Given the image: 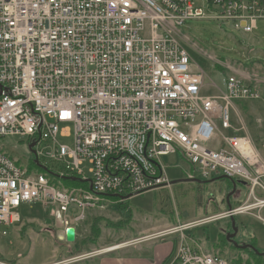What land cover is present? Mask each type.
<instances>
[{
	"label": "built area",
	"instance_id": "1",
	"mask_svg": "<svg viewBox=\"0 0 264 264\" xmlns=\"http://www.w3.org/2000/svg\"><path fill=\"white\" fill-rule=\"evenodd\" d=\"M208 12L252 33L264 0H0V140L27 139L35 165L80 184L53 185L0 151V240L22 221L20 208L35 205L76 239L91 213L169 187L162 158L180 155L188 178L224 176L248 187L245 199L130 243L170 238L165 264H231L190 233L237 217L264 224V157L235 105L260 96L235 71L223 90L204 93L205 74L193 66L181 28ZM68 124L72 147L56 140L69 137ZM105 250L75 259L116 251ZM0 264L18 263L0 253Z\"/></svg>",
	"mask_w": 264,
	"mask_h": 264
},
{
	"label": "rangeland",
	"instance_id": "2",
	"mask_svg": "<svg viewBox=\"0 0 264 264\" xmlns=\"http://www.w3.org/2000/svg\"><path fill=\"white\" fill-rule=\"evenodd\" d=\"M208 15L203 20L185 21L181 28L182 34L186 36L182 40L183 46L193 66L205 74V94L217 92L211 85L223 90L225 76L233 71L259 90V100L236 102L235 105L248 136L264 157V20L256 22V29L252 33H244L234 30L231 23L215 20L212 13L208 12ZM63 127L59 126V133ZM66 127L69 137L61 138L58 135L56 140L61 145L72 147L73 127L70 124ZM28 145L25 138L5 137L0 140V151L25 169L35 158ZM162 162L171 184L169 187L148 191L127 199L123 204L108 205L104 211L91 213L80 228H75L77 237L72 244L65 242L62 228L50 211L40 205L22 206L19 211L22 221L9 228L8 235L0 240L1 255L6 261L18 264L80 263L87 259L75 258L89 254L91 250L92 253L104 250L148 233L200 220L228 209L224 198L232 192V180L220 177L199 179L198 176L190 179V166L180 155L164 157ZM44 164L51 172L61 170L53 163ZM84 168L87 170V165ZM32 171L42 173L60 187L70 188L68 183L48 175L37 165ZM247 192L246 185L236 183L229 204L234 206L242 202ZM261 216L264 218V211ZM96 218H100L99 238L94 244L89 240L80 243L79 237H90V226ZM235 226L237 235L234 242L239 246L253 244L252 247L258 253L264 254V224L250 217H237ZM231 233L230 220L210 223L192 231L193 237L208 252L223 256L231 264H244L245 260L248 264H256L248 260L250 257L246 253L234 250L231 243L226 241L227 234ZM125 244L132 247L130 242ZM143 246L148 247L150 243Z\"/></svg>",
	"mask_w": 264,
	"mask_h": 264
},
{
	"label": "crops",
	"instance_id": "3",
	"mask_svg": "<svg viewBox=\"0 0 264 264\" xmlns=\"http://www.w3.org/2000/svg\"><path fill=\"white\" fill-rule=\"evenodd\" d=\"M153 233H148L140 237L148 236ZM79 238H80V243H85V241L88 240L86 238H81V237ZM132 240L134 239L127 240L126 242H130ZM145 243L146 244L150 243V246L148 247L143 246V244L145 245ZM128 247L130 246L125 245L116 251L90 257L87 260H84L83 262L80 263L74 262L71 264H165L172 256L174 246L170 240L167 241L164 239H159V240L140 241L137 244H135V246H132L130 248ZM89 253H92V250L89 251ZM106 256H110V257H106Z\"/></svg>",
	"mask_w": 264,
	"mask_h": 264
},
{
	"label": "water",
	"instance_id": "4",
	"mask_svg": "<svg viewBox=\"0 0 264 264\" xmlns=\"http://www.w3.org/2000/svg\"><path fill=\"white\" fill-rule=\"evenodd\" d=\"M241 25L243 26L244 24L242 23ZM33 146H34V144H31V145L29 146V151H30L32 154H33V151H32V147H33ZM220 178H221V179H226V177H224V176H221ZM66 180H70V181H72V182H76V181H77L76 178H66ZM235 185H236V183H235V182H232V192L229 193V194L226 196V198H225V200H226L227 203H228V201H229L230 196L235 192ZM242 185H244V184L242 183ZM230 225H231V231H232V233H231V234H227V236H226V238H225L227 242H230L231 245H232L234 248L238 249V250L249 249V250H251V251H252L254 254H256V255L264 256V254H260V253H258V252L254 249V247H252L251 245L239 246L236 242H234L233 239H234V238L236 237V235H237V228H236V226H235V221H234L233 219L230 221ZM64 240H65L66 243H69V244L74 243V241H75V232H74V229H73V228H67V229L65 230Z\"/></svg>",
	"mask_w": 264,
	"mask_h": 264
},
{
	"label": "trees",
	"instance_id": "5",
	"mask_svg": "<svg viewBox=\"0 0 264 264\" xmlns=\"http://www.w3.org/2000/svg\"><path fill=\"white\" fill-rule=\"evenodd\" d=\"M34 167H36V165L34 164V162H31L30 163V166L28 167L29 168V170H32V168H34ZM42 174V173H41ZM49 181H50V183L51 184H53V185H57V183H55L53 180H51L50 178H49ZM61 182H64V183H68L70 186L69 187H77V186H79L80 184L79 183H77V182H70V181H65L64 179H62V180H60ZM63 184V183H62ZM226 202V201H225ZM222 203H224V201L222 200ZM230 205V204H229ZM230 206H233V205H230ZM100 221V218H96V219H94L93 220V222H92V224H91V226H90V237L88 238V240L90 241V242H93V243H95L96 242V240L99 238V236H100V228H99V222ZM234 221H235V219H234ZM191 235H192V232L190 233ZM193 236V235H192ZM249 245H251V246H253V244H249ZM232 247V246H231ZM234 250H238V249H236V248H234V247H232ZM240 251H243V253H246L247 254V256L248 257H250V258H248V260H251V262H253V263H256V264H264V256H261V255H256V254H254L251 250H249V249H245V250H240ZM75 256V255H74ZM12 262H15V261H12ZM243 262V261H242ZM245 262H246V264H248L247 263V261L245 260ZM245 262H244V264H245ZM234 264H241V263H234Z\"/></svg>",
	"mask_w": 264,
	"mask_h": 264
},
{
	"label": "bare ground",
	"instance_id": "6",
	"mask_svg": "<svg viewBox=\"0 0 264 264\" xmlns=\"http://www.w3.org/2000/svg\"><path fill=\"white\" fill-rule=\"evenodd\" d=\"M168 179V178H167ZM219 179H221V178H219ZM227 179V178H226ZM169 181V180H168ZM171 185V184H170ZM162 187H165V186H162ZM162 187H160V188H162ZM160 188H158V189H160ZM154 190H156V189H154ZM149 191H152V190H149ZM146 192H148V191H145V192H143L142 194H144V193H146ZM234 194V193H233ZM227 203V202H226ZM235 206V205H234ZM234 206H230L229 205V201H228V203H227V210H229V209H232ZM227 210H225V211H223V212H221V213H224V212H226ZM200 220H202V219H200ZM200 220H196V221H200ZM234 220V219H233ZM196 221H193V222H196ZM231 221V220H230ZM193 222H190V223H193ZM179 225V224H178ZM178 225H176V226H178ZM176 226H173V227H176ZM123 246H125V245H123V244H120V245H116V246H112V247H108V248H106V250L105 251H113V250H117V249H119V248H121V247H123ZM85 259H88V258H85Z\"/></svg>",
	"mask_w": 264,
	"mask_h": 264
}]
</instances>
